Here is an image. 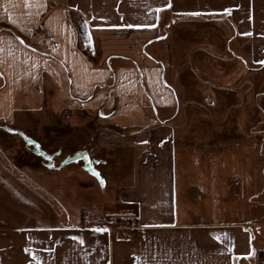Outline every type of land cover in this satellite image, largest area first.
Returning <instances> with one entry per match:
<instances>
[{"label":"crops","instance_id":"1","mask_svg":"<svg viewBox=\"0 0 264 264\" xmlns=\"http://www.w3.org/2000/svg\"><path fill=\"white\" fill-rule=\"evenodd\" d=\"M261 61L264 0H0V264H264ZM67 113L102 115L74 140L99 143L100 170L129 164L106 188L126 221L72 225L50 176L39 183L21 165L23 141L47 154L72 141L56 119ZM78 170L82 192L93 177L105 185ZM3 178L57 223L20 219Z\"/></svg>","mask_w":264,"mask_h":264},{"label":"rangeland","instance_id":"2","mask_svg":"<svg viewBox=\"0 0 264 264\" xmlns=\"http://www.w3.org/2000/svg\"><path fill=\"white\" fill-rule=\"evenodd\" d=\"M167 53L168 51L166 48L160 49L159 52L156 53V56L161 57L162 59H167ZM97 116L102 117L101 114L96 113L91 114V116L80 115L75 113H67L56 116V119L60 120L62 123L68 126L69 129L67 130V139L70 138L72 141H65L61 145L57 144L48 146L47 148L50 150L46 148L51 159V162L47 167L44 165L43 159L41 157L36 156L33 153L34 149L32 147H28L24 141L23 143L18 144L16 148H14L16 151H18V158L21 165L28 166V171L33 174L32 176L39 183H43L44 179L42 178V176L44 173L50 176V181H45L44 185L46 187L51 188V191L55 192L53 195L56 196L57 199H60L62 202L65 203L67 218L71 220L72 225L76 227L80 226L81 222L83 226H85L86 224L88 225L89 223H92L96 226H102L104 224H113L118 222V218L111 216V214H113L112 207L108 204V202L106 203V201L110 199L106 188L107 186L112 187L113 185L110 182L111 177H114L115 175H120V177L124 178V180L122 179L120 181V184H123L126 182V180H128V176L130 173V167L128 163H124L121 169H118V167H112L111 165V168L109 167V170L107 169L108 171L105 173L104 171L100 170L101 167L99 166H102L103 163L100 160L101 156L103 155V148L99 145V143L94 141L95 139L87 141L88 139L86 137L82 138V141H85L87 139V143L80 147L77 142H74V140H77L79 137L77 128L79 126H84L85 124H90L91 122H94V118H96ZM259 117L262 118L263 116L260 114ZM56 137H64L63 132L57 131ZM83 147H87L89 151L95 150V160L97 161V164L94 166L95 171L92 173L97 174V176L99 175L100 179L103 177L105 179V185L101 187L100 182H98L93 177V190L89 189L84 192H82L80 189H78V187H76L74 179L76 176V170L79 169L78 171L81 172V169H87L85 168V165L82 160L78 162H71L72 159L77 157L78 151L81 150ZM124 148L125 150L122 146L116 148L114 154L117 158L120 159L125 156V151H128L129 149L126 148V146ZM55 158L63 160L65 158V165L67 169H63L60 171L62 175H65V179H68L65 188H63L64 186H60L59 181H56V179L51 178L52 176H56L60 173L57 168L59 166H62L63 164L59 160L56 162L52 161ZM50 166L51 169L48 168ZM69 168H71V170ZM82 174L84 176H87L85 171H83ZM3 180L8 184L7 187L4 188L5 192L3 194V198L6 203H10L12 198L14 199V197H17L19 204L18 217L20 219L36 218L37 220H45L52 224L57 223L58 216L51 207H49L46 203H44V201H42L39 196L29 192L21 183H13L11 178H3ZM114 189H116V184L113 185V190ZM12 190H15L17 194H10V191ZM6 208H8V210H11L10 205H8V207L6 206ZM10 217V211L8 213L6 212L5 218ZM25 228L26 227L20 226L19 229ZM258 241L259 245L264 246V242L261 240V238H259Z\"/></svg>","mask_w":264,"mask_h":264},{"label":"built area","instance_id":"3","mask_svg":"<svg viewBox=\"0 0 264 264\" xmlns=\"http://www.w3.org/2000/svg\"><path fill=\"white\" fill-rule=\"evenodd\" d=\"M25 143L28 147H32L34 149L33 153L36 156L41 157L43 159L44 165L46 167L49 166V164L51 162L49 154H47L45 151H43L41 148H39L37 145H35L31 142L25 141ZM94 151L93 150L89 151L87 147H83L81 150L78 151V154H80V153H86L87 154L88 160L85 161L83 159L82 161L85 165V168L91 172L95 171L94 166L97 164V161L95 160V152Z\"/></svg>","mask_w":264,"mask_h":264},{"label":"water","instance_id":"4","mask_svg":"<svg viewBox=\"0 0 264 264\" xmlns=\"http://www.w3.org/2000/svg\"><path fill=\"white\" fill-rule=\"evenodd\" d=\"M85 160L87 161L88 158H87V154L86 153H80L77 155V157H75L74 159L71 160V162H78V161H81V160Z\"/></svg>","mask_w":264,"mask_h":264},{"label":"snow or ice","instance_id":"5","mask_svg":"<svg viewBox=\"0 0 264 264\" xmlns=\"http://www.w3.org/2000/svg\"><path fill=\"white\" fill-rule=\"evenodd\" d=\"M85 24H87V21L85 22ZM128 27H132V25H128ZM88 39H89V41H91V35L90 34L88 36ZM261 63H264V61H261ZM145 143H146V141H145ZM95 231H97V232H103V231H107V230L104 229V228H97V229H95Z\"/></svg>","mask_w":264,"mask_h":264},{"label":"trees","instance_id":"6","mask_svg":"<svg viewBox=\"0 0 264 264\" xmlns=\"http://www.w3.org/2000/svg\"><path fill=\"white\" fill-rule=\"evenodd\" d=\"M114 81H115V74H114V72L112 71V76H111V80H110L111 85L114 84ZM124 221H126V220L118 219V222H124Z\"/></svg>","mask_w":264,"mask_h":264}]
</instances>
